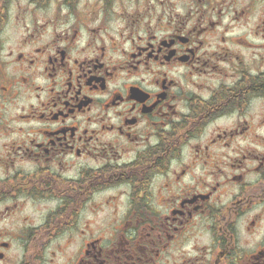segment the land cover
I'll list each match as a JSON object with an SVG mask.
<instances>
[{
	"label": "flooded vegetation",
	"instance_id": "obj_1",
	"mask_svg": "<svg viewBox=\"0 0 264 264\" xmlns=\"http://www.w3.org/2000/svg\"><path fill=\"white\" fill-rule=\"evenodd\" d=\"M0 264H264V10L0 0Z\"/></svg>",
	"mask_w": 264,
	"mask_h": 264
},
{
	"label": "rangeland",
	"instance_id": "obj_2",
	"mask_svg": "<svg viewBox=\"0 0 264 264\" xmlns=\"http://www.w3.org/2000/svg\"><path fill=\"white\" fill-rule=\"evenodd\" d=\"M236 8H243L247 10V15L250 21H253L258 16L263 15L264 0H236ZM244 30L247 31L246 28H244Z\"/></svg>",
	"mask_w": 264,
	"mask_h": 264
}]
</instances>
